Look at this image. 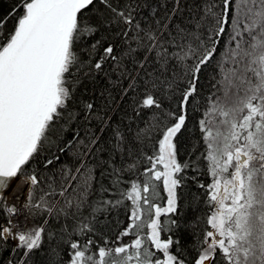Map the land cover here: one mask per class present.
Instances as JSON below:
<instances>
[{"label":"snow or ice","instance_id":"snow-or-ice-1","mask_svg":"<svg viewBox=\"0 0 264 264\" xmlns=\"http://www.w3.org/2000/svg\"><path fill=\"white\" fill-rule=\"evenodd\" d=\"M0 264H264V0L0 7Z\"/></svg>","mask_w":264,"mask_h":264},{"label":"trees","instance_id":"trees-1","mask_svg":"<svg viewBox=\"0 0 264 264\" xmlns=\"http://www.w3.org/2000/svg\"><path fill=\"white\" fill-rule=\"evenodd\" d=\"M8 0H0V7H6Z\"/></svg>","mask_w":264,"mask_h":264}]
</instances>
